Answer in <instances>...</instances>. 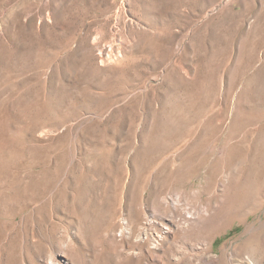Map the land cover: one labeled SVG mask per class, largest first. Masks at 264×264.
Returning <instances> with one entry per match:
<instances>
[{"label": "rangeland", "instance_id": "374dc122", "mask_svg": "<svg viewBox=\"0 0 264 264\" xmlns=\"http://www.w3.org/2000/svg\"><path fill=\"white\" fill-rule=\"evenodd\" d=\"M0 264H264V0H0Z\"/></svg>", "mask_w": 264, "mask_h": 264}, {"label": "bare ground", "instance_id": "6f19581e", "mask_svg": "<svg viewBox=\"0 0 264 264\" xmlns=\"http://www.w3.org/2000/svg\"><path fill=\"white\" fill-rule=\"evenodd\" d=\"M232 212V211H231ZM231 212H229V213H227V217H231L232 216V214H231ZM227 219V218H226ZM216 222V221H215ZM220 227V226H219Z\"/></svg>", "mask_w": 264, "mask_h": 264}]
</instances>
